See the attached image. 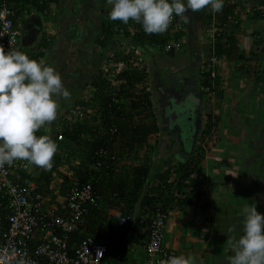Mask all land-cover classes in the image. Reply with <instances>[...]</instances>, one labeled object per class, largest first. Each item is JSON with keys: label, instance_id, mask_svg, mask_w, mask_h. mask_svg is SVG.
<instances>
[{"label": "trees", "instance_id": "trees-1", "mask_svg": "<svg viewBox=\"0 0 264 264\" xmlns=\"http://www.w3.org/2000/svg\"><path fill=\"white\" fill-rule=\"evenodd\" d=\"M9 3L15 10L14 20L18 27L34 11L45 16L55 14L49 0L43 3L40 0H9ZM261 3L264 4V1L261 0ZM238 5L231 3L224 6L219 15H213L211 10L207 12L206 28L210 30L215 17L217 28L216 36L205 45L204 56L208 57V61L201 64V68L211 66L209 59L216 55L230 60L237 71L253 77L258 72L257 64L264 61V46L258 45L249 55L237 33L230 29L229 17L238 15L235 13ZM109 12L110 10L105 12L102 34L97 39V44L105 50L115 36L119 35L123 40L122 47L114 50L110 56L107 52L104 53L103 56L107 55L109 69L93 68L78 74L80 83L88 79L86 84L89 90L86 99L67 104L66 107L75 108L74 110L66 108L65 114L58 111L60 128L51 137L58 144V151L51 171L37 172L32 168V172L22 174L23 181L29 178L38 183L39 190L44 195L45 208L54 205L52 202L56 199L54 174L61 177L57 196L58 208L67 205L68 197L76 188L82 189L91 185L95 192V201L85 204L84 222L70 235L68 250L74 256L71 247H77L91 236L108 247L102 264H118L119 257L124 258L121 261L131 257L133 242L143 246L147 244V225L154 216L168 213L176 202L188 206L195 193L200 197L201 192L198 189V192L189 190L185 182L196 173L199 160L204 158L205 152L212 150L221 138L217 129L219 117L215 120L213 115L208 114L207 124L199 138L200 151L196 156H190L184 162L179 161L177 166L164 163L154 166L150 155L156 150V144H152L151 140L157 139V135L163 132L155 112L151 80L155 75L165 76L166 71L190 72L186 63L178 64L177 60L179 52L185 49V43L180 41L185 32L177 30L171 23L166 32L149 35L135 21L130 20L125 24L119 20H111ZM232 24L240 26V23ZM51 41L45 39L41 42L40 49H46ZM185 59L187 61V56ZM147 60L154 64L153 73L149 70ZM214 70L215 68L210 67L203 75V84L215 95H221L224 78L219 74L212 77L211 72ZM73 92L75 93V89ZM61 106L63 108L65 105ZM184 109L189 111L185 107ZM170 112L169 116H173L170 121L177 120V115ZM46 129L43 126L36 135H47ZM190 146L191 143L188 147ZM178 194L183 198L177 196ZM6 205L7 198L1 197L0 215L4 220L8 212ZM121 215L129 217L125 225H119ZM139 229L145 230L137 237L130 238V233ZM160 262L153 259L151 264Z\"/></svg>", "mask_w": 264, "mask_h": 264}, {"label": "clouds", "instance_id": "clouds-1", "mask_svg": "<svg viewBox=\"0 0 264 264\" xmlns=\"http://www.w3.org/2000/svg\"><path fill=\"white\" fill-rule=\"evenodd\" d=\"M231 3L239 4L235 10V13L238 15L235 17H229L231 23H229V26H231L230 29H234L239 39L242 31L240 29L242 26L244 28L249 26V24L246 23L248 17L256 18L258 19L257 21H264V4L261 3V0H107V4L110 6H107L106 11L110 10L109 17L113 21L119 20L127 24L130 20H132L141 24L144 32L149 35L162 34L166 32L169 29L170 24L173 23L177 30L180 29L185 32V35L182 36L183 40H180L182 43H185L188 35L192 34V31L197 24L193 23V19L189 20L191 17H193L192 15H194V17L201 15L205 18L204 22L206 21L207 23L206 18L207 12H209V10L212 11L213 15H219L222 13L224 6L227 7ZM52 5L53 4L50 6ZM108 7H111V9ZM257 12L261 15L259 16ZM29 15H27L28 17L25 19L26 21L20 24L22 30L19 41L20 47L21 39L23 37V30L25 26L28 25V19L30 17ZM234 18H236V20L232 21ZM214 19L216 22V17ZM215 22L210 26V30L206 28L208 31L206 35V43L216 36L217 27ZM252 22L254 23V21ZM232 23H240V26L236 27ZM204 25V27H206V24ZM120 38L121 37L119 35H116L108 48H113L111 46L113 41L118 42V48L122 47L121 41L123 40H120ZM46 39L51 40L49 37ZM240 41L244 47L241 39ZM20 49L17 50L10 48L9 50L5 51V47L0 44V168H2L5 164L12 165L17 160H26L31 163L33 166L32 168H35L34 166L38 167L37 170L35 168L37 172H42L43 170L51 171L53 167L54 156L58 151V144L51 138L54 136V133L59 125L58 100L61 97L68 99L70 97V92L65 87L61 74L56 71L52 65L43 60V57L41 60L40 58L36 60V57L31 58L28 54L24 53ZM207 61L208 57L204 56L201 64H204ZM209 61L211 66H204L203 69L200 66L199 68L202 76L208 72L210 67L215 68V70L211 72L212 77H216L218 74L222 75L223 71L221 70V67L223 63H226L227 65L229 64L230 67H236L235 65L230 64V60L227 61L225 59L219 58L216 55L212 56ZM257 71L258 72L253 75V77L246 76L241 71L239 73L240 79H243V82L247 79L261 81L259 69ZM194 84L195 83L192 81L189 85L190 88L188 91L194 93L197 99L195 104L191 103L192 109H189V111H186L184 107L190 104V100H188L189 103L187 102L185 104H181V108H178V106L173 102H170V108H166L168 101H173L175 97H171V95L169 96L168 94L165 95L163 93L162 87L158 88V90L162 92V94L160 93V97H162V99L159 104L162 112V119L164 115H169L168 112L170 111H172V115H177L178 119L173 120L171 123H163L166 125L164 127L162 126L163 134L159 133L157 136H163V145H173L180 151L182 156L186 155V157H184L180 162L186 161L188 158H190V156H196V154L200 151L199 138L201 136V132L204 130V128H201L200 121V106L204 99ZM203 86L210 91L209 87L205 86L204 84ZM256 94H258V92L253 91V96ZM180 100L181 99H179V101ZM74 109L75 108L69 110L71 111ZM66 112V110L63 111V114ZM49 123L50 130L47 135L37 136L36 133L44 125L47 124L48 126ZM219 135L221 141L217 142L212 150H207L205 152L204 158L199 160L200 164L196 173H194L191 179L185 182L186 187L189 190L194 188L197 189L200 186L202 174L200 171L201 168L208 163L207 160L209 156H211L209 154L211 152L213 154L214 150L218 149L219 144L224 139V136L221 132H219ZM240 140L242 143L250 141L249 139L246 140V137L243 136L240 138ZM189 143H191L190 147H188ZM247 149V152H253L250 146L247 147ZM243 151L244 150H240L239 153ZM174 152H172V154ZM241 157L243 156L241 155ZM256 159H258V164L260 165L261 170H263L262 164L264 163V157L260 156V158ZM255 166H257V164ZM54 176L55 184L53 186L56 187L54 190L56 199L52 202L53 204L59 203L57 196L59 194V183L61 181V177L57 176L56 174H54ZM258 176V178L264 176V171L259 173ZM254 177L256 178V176ZM242 179L246 180L245 178ZM252 180L254 179L246 181L247 184H251L249 187L247 184L246 186L241 187L238 183L236 184V182L239 180H236L233 184L234 189L237 191L249 188L247 193H250L254 190L253 187L257 185L252 184ZM198 181L199 184H197ZM196 189L194 190L196 191ZM177 196L183 198L181 194H178ZM193 202L194 199H192L189 205H194ZM68 204L69 197L66 207H68ZM177 205L182 204L176 202L172 208L174 209ZM193 205L191 206L193 207ZM206 206H209V202L205 199V202L202 203L201 207L205 208ZM196 211L198 213L197 209ZM169 212L170 210L168 213L163 214L165 216V224L163 230L164 239L162 248L169 252L170 257L166 260H162L163 257L160 254H156L155 256H150L149 254L148 245L151 235L150 226L152 221L157 218L156 215L147 225L149 238L147 244L144 245V253L146 254L145 264H151L153 259H157L158 262H160L159 260L161 259L160 264H196L195 259L190 254H181L176 256L178 251L175 248L168 247L164 244L166 241L167 227L170 219ZM123 218H125L126 221L121 223V219ZM128 220L129 217L121 215L119 218V225H125ZM238 225L240 224H236V226ZM139 230V233H143L145 229ZM136 231L130 233V238L133 237V233ZM234 231L235 229L233 227L228 229L229 233ZM131 240L133 241V239ZM228 240L233 252V254L227 258L228 264H264V213L258 212L255 203L245 210L242 235L228 236ZM139 245L143 247L142 244ZM122 259L124 258L119 257L117 263L122 264Z\"/></svg>", "mask_w": 264, "mask_h": 264}, {"label": "rangeland", "instance_id": "rangeland-1", "mask_svg": "<svg viewBox=\"0 0 264 264\" xmlns=\"http://www.w3.org/2000/svg\"><path fill=\"white\" fill-rule=\"evenodd\" d=\"M105 3L107 4V0H105L104 3L102 2L103 5ZM108 8L111 9V7ZM196 17L197 18L195 21L197 24L195 25L192 34L188 35L186 39L185 49L180 51L177 56V60H179L178 64L186 63L191 76L189 73H175L173 70H171L166 71L165 76L163 74H161V76L155 75L151 80L153 85L151 86V90L153 93L155 112L157 117H159V123H161L163 127L166 125L163 124L164 122L161 119L162 112L159 105L162 99V97H160L162 92L159 91L158 88L162 87L163 93L165 95L168 94L169 96L171 95V97L180 99L182 93L190 88L189 85L192 81L195 83L194 85L200 91L204 99L200 106L201 128L203 129V126L206 125L208 121V114L213 115L215 120L216 117H219L220 119L217 127L218 131L224 136V139L219 144L218 149L214 150L213 154L212 152L209 154L212 157L209 156L207 160L208 163L200 170L202 173L201 183L197 189L203 194L200 193L199 197L197 196V193H195L192 197V199H194V208L201 207L202 203L205 202V199L209 203H212L214 201H218V199L221 197H225V194L229 192L228 190H230L232 186L234 187V185L231 183V179H234L232 178L233 173L231 170H234V175L237 177L236 179L239 180L236 182V184L238 183L241 187H244L246 184V180L242 179V177L244 178L248 175L254 179V175L250 174L248 169V165H253V160L250 157L247 158V147L250 146L255 155L257 151L259 156L264 157V73H262L264 72V61L260 62L259 64L252 62L253 64L258 65L256 68L259 69L261 81L247 79L244 82L243 79H240V71H237L236 67H230L229 64L227 65L226 63H223L221 67L224 78V82L221 84V91L223 93L221 95H215L203 86V76L199 71L202 63L201 61H203L204 53L206 52L205 45L208 31L206 27H204V24H206V21L204 22L205 18L201 15H197ZM251 20L254 21V23ZM257 20L258 19L256 18L248 17L246 23H248L249 26L245 28L242 26L240 29L242 30L240 39L242 40L244 48H246L249 55L252 53L253 49L257 48L258 45L259 47L264 46V31H262L260 28L264 27V21ZM27 30H25V35H23L21 39L22 47L24 45L26 46L27 35L29 31ZM257 39H259V42H256ZM185 50L189 52V54ZM36 51L39 52L40 49H36ZM44 52L46 51L44 50ZM113 52L114 51H112L111 54ZM101 53L104 52L101 50ZM107 55L110 56L108 51ZM107 55L104 56L103 60L100 59L99 66L96 65V68L94 66V70L97 68L104 70L109 69V66L107 65ZM186 56L187 61L185 59ZM230 64L232 65V63ZM147 65H149L148 67L150 72L153 73L155 70V68H153V62L148 61ZM179 66L181 67V65ZM161 69H163V66ZM83 70L84 69L81 67V71ZM79 80L81 79H77L73 83L64 82L65 87L69 90V92L72 93V91L75 89V93L73 92L68 99H64L65 106L58 111L63 112L66 110V108H69L66 107L68 102L75 103L78 99H86L87 92L89 90L88 84H86V82L89 81L88 79H85L86 82L83 80L80 83ZM253 91H257L258 94L253 96ZM69 109H72V107ZM183 122L186 123L185 121ZM59 128L60 125H58L57 129ZM242 136L246 137V140L249 139L250 141L242 143L240 140ZM151 141L152 144H156V150H154L150 155V161L154 162V166L160 165L162 163L177 166L179 161L186 157V155L182 156L180 151L173 145H171L173 147L166 144L163 145L162 143H164V139L162 135L158 136L157 139L153 138ZM240 150H244L243 152L245 155H243V157H241V153H239ZM172 152L174 153L172 154ZM255 157L256 156H253V159H255ZM241 166L246 167L242 168ZM241 192L244 197V191L242 190ZM232 198L236 197L232 196ZM224 207H226V205ZM234 220H236V218ZM230 226L234 228L236 226L235 222L232 221ZM168 228L170 229V225ZM242 228L243 222L240 224V229L242 230ZM228 229V236H237L238 231L235 228V231L232 233H229ZM198 232L200 231L198 230ZM168 241L169 234L167 233L165 245H167ZM143 256L146 257V254H143ZM227 258L226 255H223L222 258L215 257V260L219 262L221 261L219 264H225V262L228 263Z\"/></svg>", "mask_w": 264, "mask_h": 264}, {"label": "crops", "instance_id": "crops-1", "mask_svg": "<svg viewBox=\"0 0 264 264\" xmlns=\"http://www.w3.org/2000/svg\"><path fill=\"white\" fill-rule=\"evenodd\" d=\"M104 1L56 0L52 5L55 10L54 15L45 16V14L34 11L29 15L28 25L24 28V30L27 28L29 30H27L26 46H21L20 50L31 58L41 59L43 57V60L61 74L63 82L73 83L79 79L78 74L82 72L80 71L81 67L84 69L83 72L93 70L94 66H99L100 59L103 60L104 53L108 51V54L111 55V52L118 48V42L114 41L111 45L113 48L109 47L106 50H102V46L97 44V38L102 34L103 22L106 18V6H110L106 3L103 5ZM196 18L193 16L189 20L193 19V23L196 24ZM260 28L264 31V27ZM47 37L52 40L49 47L40 49L41 42H44ZM120 40L122 39L120 38ZM36 49H40V51L37 52ZM101 50L104 53H101ZM58 103L59 109H61L64 98H59ZM44 126L48 133L50 123L48 126L47 124ZM257 153L256 151L255 155L253 152H246L247 158L250 157L253 160V165H248V169L250 174L256 176L252 180V184H257L253 187L254 190L247 193L249 188L236 191L232 186L225 197H221L218 201H211L212 203H209V206L205 208L197 207L198 213L193 204H191L193 207L177 205L169 212L168 226L170 225V229L167 227L169 241L166 246L175 248L180 255L190 254L196 264H219L221 261H216L215 257L222 258L223 255H226L227 258L233 254L227 234V229L231 227L230 223L234 221L235 224H241L245 210L254 203L258 212L264 213V176L258 178L259 173L264 171V163L262 164L263 170H261L258 159H256L260 158ZM240 155L243 156L245 153L241 152ZM253 156H256L255 159ZM256 164L257 166H255ZM34 167L37 170L38 167ZM231 172L233 173L232 178H234L231 179V183L234 184V181L238 179L234 175V170ZM244 178L246 181L252 179L248 175ZM247 186L249 187L251 184L249 183ZM242 190L245 194L244 197ZM232 196L236 198H232ZM225 205L226 207H224ZM235 218L236 220H234ZM234 228L238 231L237 236L242 235L240 225ZM139 231L134 232L133 237H137ZM143 254H145L144 246L141 247L139 243H134L131 257L123 261V264H145ZM225 264L228 263L225 262Z\"/></svg>", "mask_w": 264, "mask_h": 264}, {"label": "built area", "instance_id": "built-area-1", "mask_svg": "<svg viewBox=\"0 0 264 264\" xmlns=\"http://www.w3.org/2000/svg\"><path fill=\"white\" fill-rule=\"evenodd\" d=\"M14 18L15 10L9 0H0V44L5 51L20 49L22 30ZM28 171L32 172V167L26 160L0 168V198L8 201L5 220L0 215V264H101L107 245L91 236L71 247L74 256L68 250L70 235L84 222L85 204L95 201L92 186L76 188L69 196L68 207L58 208L59 203H55L45 208L38 183L29 178L23 181L22 173ZM125 221L121 219V223ZM164 224L165 216L158 214L150 226L148 245L150 256L160 254L162 260L170 257L162 248Z\"/></svg>", "mask_w": 264, "mask_h": 264}, {"label": "flooded vegetation", "instance_id": "flooded-vegetation-1", "mask_svg": "<svg viewBox=\"0 0 264 264\" xmlns=\"http://www.w3.org/2000/svg\"><path fill=\"white\" fill-rule=\"evenodd\" d=\"M180 101H179V99H177V98H174V100L173 101H168V104L166 105V108H170L171 107V103L170 102H173V103H175L177 106H178V108H181V104H185V103H187L188 102V100H190V104H188V105H186L185 107L186 108H188V109H192V107H191V103H194L195 104V101H196V97H195V94L194 93H191V92H189L188 90H185L183 93H182V95H181V97H180ZM183 101H184V103H183ZM172 118H173V116H169V115H164L163 116V121H164V123H167V122H169L170 120H172ZM170 122H173V121H170ZM178 122V121H177ZM176 127H178V126H176ZM180 129V128H179ZM180 131V130H179ZM181 136V135H180Z\"/></svg>", "mask_w": 264, "mask_h": 264}]
</instances>
